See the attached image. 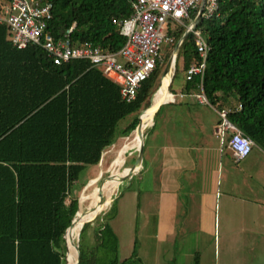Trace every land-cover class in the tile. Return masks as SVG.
I'll return each mask as SVG.
<instances>
[{
    "label": "trees",
    "instance_id": "trees-1",
    "mask_svg": "<svg viewBox=\"0 0 264 264\" xmlns=\"http://www.w3.org/2000/svg\"><path fill=\"white\" fill-rule=\"evenodd\" d=\"M44 1L50 3L48 27L54 35L74 22L69 34L74 44L87 41L109 50L121 46L115 22L129 15L132 0ZM195 27L208 45L200 81L203 94L211 104H227V119L264 152V0H219L216 11ZM184 29L167 28L170 51ZM7 34L0 24V253L10 264H63L64 240L70 231H65L64 240L62 235L79 208L71 184L86 165L100 161L114 140L118 120L132 114L120 133L125 136L134 130L158 87L170 51L126 102L117 86L87 61L55 64L40 46L17 48ZM198 61L192 34L187 32L176 51L167 92L174 91L171 82L178 75L183 78L180 92H196L198 77L186 80L184 72ZM141 139L130 140L120 156L138 148ZM117 164L109 168L108 180L120 170ZM142 165L134 175H140ZM115 187L112 181L103 199ZM115 198L108 209L81 226L75 240L76 264H143L135 238L130 254L117 258V239L108 224ZM192 264H198L197 255Z\"/></svg>",
    "mask_w": 264,
    "mask_h": 264
},
{
    "label": "crops",
    "instance_id": "crops-1",
    "mask_svg": "<svg viewBox=\"0 0 264 264\" xmlns=\"http://www.w3.org/2000/svg\"><path fill=\"white\" fill-rule=\"evenodd\" d=\"M182 84L183 78L176 93ZM166 101L157 108L159 112L164 106L157 112L153 141L141 157L140 189L118 198L116 214L125 213L131 219L133 208H140L144 233L154 238L151 262L155 264L161 243L173 244L179 235L217 229L227 235L250 231L263 236L264 152L252 146L246 156L236 159L220 142L214 132L216 110L228 109L227 104L216 102L212 107L188 95ZM146 176L148 184L143 183ZM111 230L116 237V230ZM207 247L194 251L192 260L197 255L198 264H215V250ZM144 248L140 244L142 263ZM170 260L174 261L173 256ZM0 264H10L5 253H0Z\"/></svg>",
    "mask_w": 264,
    "mask_h": 264
},
{
    "label": "built area",
    "instance_id": "built-area-1",
    "mask_svg": "<svg viewBox=\"0 0 264 264\" xmlns=\"http://www.w3.org/2000/svg\"><path fill=\"white\" fill-rule=\"evenodd\" d=\"M218 1L132 0L129 15L115 22L118 34L123 39L121 46L115 50L87 41L74 44L69 38L74 22L54 35L48 27L50 3L44 0H0V24L6 27L7 39L17 48L34 44L40 46L55 64L83 59L89 66L99 68L117 86L119 97L126 102L134 98L140 81L148 77L160 61V43L164 41L169 44L172 41L167 28L180 25L192 34L199 57V61L189 65L184 72L186 80L192 76L198 77L197 91L187 95L198 103L212 106L203 94L200 83L208 45L195 25L201 18H207L216 11ZM192 13L194 15L190 19ZM169 94L166 102L187 96L180 91ZM239 106L237 104L236 108ZM227 112L226 108L216 110L218 121L214 132L235 158L241 159L255 145L227 119Z\"/></svg>",
    "mask_w": 264,
    "mask_h": 264
},
{
    "label": "rangeland",
    "instance_id": "rangeland-1",
    "mask_svg": "<svg viewBox=\"0 0 264 264\" xmlns=\"http://www.w3.org/2000/svg\"><path fill=\"white\" fill-rule=\"evenodd\" d=\"M170 51V45L164 41H162L159 45V54L161 58H164L168 52ZM172 51V49H171ZM170 51V52H171ZM168 58V57H167ZM163 62L164 64L167 60ZM164 77L162 78L159 86L163 83ZM182 79L181 75L174 77L171 82V87L173 90L177 91V86L180 80ZM160 80V79H159ZM158 87L156 88V90ZM156 90L154 91L153 95L155 94ZM168 90V86H167ZM172 91L173 93H176ZM171 92V91H168ZM152 95V96H153ZM152 98V97H151ZM163 104V103H162ZM164 106H161L158 113H161ZM148 109L143 112L141 111L140 115L146 116ZM150 112V110H149ZM158 115H156L154 119V127H151L149 130L146 131V128L151 125L153 115H150V121L148 122L147 126L145 127L144 132L146 131V135L143 139L144 140V147L142 150V154L145 155V151L147 150V145L151 144L154 137V130L156 129V123L158 122ZM132 114H128L118 120L115 126L114 131V140L112 144L102 153L100 161L95 165H86L83 170L79 173L78 178L75 182L71 184L72 190L74 195L77 197V200L80 198V195L84 190H88V188L92 189L94 186V190L96 192V197L94 202L92 203V214L89 216H96V214L100 212H104L108 209L111 200L113 197L116 196L114 200V214L111 218L108 219V224L116 230V237H117V258L118 260L127 257L130 253V249L132 246L133 238L135 237V249L136 254L140 258V244L143 245L145 248V252L141 253L145 256H141L143 260V264H155L151 262L153 260V251H152V244H153V235L150 232L144 233V227L141 225L143 220L142 215L140 214V208H133V217L126 215L125 213L116 214V202L118 198L124 195H127L128 191L131 190H138L140 189V175H134L137 171L131 173L130 178L126 180H122L120 183L116 185L114 190L108 196V204L104 203V195L107 192L108 187L111 185V181H114L115 178L121 176L122 174L126 173L128 169H126L128 165L130 166L134 158L136 157V153L133 149L130 153H126L124 157H121V153L127 147L129 142L111 161L116 149L124 142V140L129 137L131 133L128 135H121V129L130 121ZM144 135V133H142ZM141 136V135H140ZM133 138L131 141H133ZM141 139V140H142ZM223 156L227 157V154H223ZM228 158V157H227ZM111 161V162H110ZM118 161V164H117ZM110 164V165H109ZM119 166L120 170L116 172V174L108 180L107 178L110 176L109 168H113ZM139 169V168H138ZM132 176V177H131ZM94 179V183L89 185V180ZM84 185L80 188V185ZM143 183H149V178L146 176L144 177ZM257 184V181L254 183ZM120 185V186H119ZM119 186V187H118ZM92 187V188H91ZM93 191V190H92ZM243 194V193H242ZM102 197V199H100ZM100 199V200H99ZM93 206H95L93 208ZM83 207H86L83 204ZM94 224V223H93ZM145 230H149L145 227ZM89 231V232H88ZM86 230L84 233V239L87 240L89 238L90 228ZM205 245H208V251L212 252L215 250V264H263L262 261V253H263V236L262 233H253V232H244V233H234L232 235L218 232L217 229L215 233L212 232L211 229H206L203 233H192L190 235H179L174 240L173 244L169 241L162 242L160 249H158V255L160 259L157 260L156 264H192V253L194 251L200 250ZM174 258V261L170 260V257ZM207 262V261H206ZM66 264V258H65Z\"/></svg>",
    "mask_w": 264,
    "mask_h": 264
},
{
    "label": "bare ground",
    "instance_id": "bare-ground-1",
    "mask_svg": "<svg viewBox=\"0 0 264 264\" xmlns=\"http://www.w3.org/2000/svg\"><path fill=\"white\" fill-rule=\"evenodd\" d=\"M171 59H174V58L172 57ZM172 65H173V63H172ZM171 68H172V66H171ZM171 68H170V72H171ZM170 72H169V75H165L163 83L160 86L158 85V89L156 90L155 94L154 95L152 94L153 96H151L152 98L150 99V104L146 108V110L148 109V111L146 113L144 120L142 119V115H140V121H139L140 126H139V128L137 130H133L131 132V134L129 135V137H127L124 140V142L116 149L113 157L111 158V161L129 143L130 140H132L133 138H137L140 135L142 137L143 130L147 126L148 122L150 121V118H151L150 115L153 114V111L156 108V106H155L156 103L157 102H160V103L163 102L164 103V101L169 99L170 94H169V92H167L165 87H166V84L168 83ZM162 78L160 79L159 84H160ZM149 110H150V112H149ZM126 172H128V170ZM119 177H117L116 180H114L116 185L118 184V178ZM94 181L95 180L93 178L90 179L89 185L94 183ZM110 181L112 182V180H110ZM94 189L95 188L93 186L92 189L88 188V190H86V191L84 190V192H85L84 195H83V191L81 194H79L80 195V198L78 199L79 208L76 211V214L72 220L71 226L68 228V232L69 231L70 232H69V234L67 233V239L65 242L67 245L66 264H74L76 252L74 250L72 243L73 242L75 243L76 236H77L81 226L89 218V216L92 214V212H91L92 203L94 202L95 197H96V192ZM104 203L108 204V197L104 199ZM83 204H85L86 207H83Z\"/></svg>",
    "mask_w": 264,
    "mask_h": 264
},
{
    "label": "water",
    "instance_id": "water-1",
    "mask_svg": "<svg viewBox=\"0 0 264 264\" xmlns=\"http://www.w3.org/2000/svg\"><path fill=\"white\" fill-rule=\"evenodd\" d=\"M198 18V14L196 15V17L194 18V23L195 21L197 20ZM187 33V30H184L182 35L180 36V38L176 41V43L174 44L173 48H172V51L170 52L165 64H164V67L162 69V72H161V76H160V79L165 76V75H169V72H170V68L172 66V63L174 61V59H171L172 57L174 58L175 57V54H176V51L178 49V46L180 44V42L182 41V39L185 37ZM170 82V76H169V80H168V83L166 84V90H167V86ZM161 103L159 102L157 105H156V108L154 109L153 111V114L154 112L156 111V109L158 108V106L160 105ZM152 114V115H153ZM138 118V116H137ZM140 126V123H139V119H138V122L134 128V130H137ZM141 147H142V141L140 143V145L138 146V148L136 149V157L134 158V161L133 163L130 165V166H127L126 169H128V172H126L125 174L121 175L119 178H118V183H120L122 180H124L125 178L127 177H130L131 173H133L134 171H137L138 168L140 167V163H141V157H142V150H141ZM137 166V167H136ZM77 204H78V200H77ZM77 209H78V205H77ZM77 211V210H76ZM76 211L74 213V216L76 214ZM74 216L71 218L70 222H69V225L65 228L64 232H63V235H62V238L64 240V233L65 231L71 226L72 224V220L74 218ZM87 222V221H86ZM64 245H65V252H64V262L63 264H65V255H66V252H67V245L65 243V240H64ZM73 247H74V250L76 252V256H75V261H74V264L77 263V260H78V247H77V244L76 242L72 243Z\"/></svg>",
    "mask_w": 264,
    "mask_h": 264
}]
</instances>
